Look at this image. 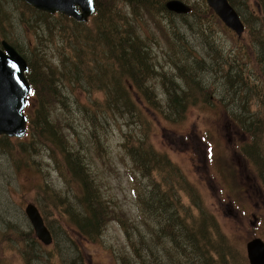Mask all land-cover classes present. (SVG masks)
Here are the masks:
<instances>
[{
    "label": "rangeland",
    "instance_id": "obj_1",
    "mask_svg": "<svg viewBox=\"0 0 264 264\" xmlns=\"http://www.w3.org/2000/svg\"><path fill=\"white\" fill-rule=\"evenodd\" d=\"M157 1L159 7L161 3ZM166 1L163 0L164 3ZM180 1L193 8L195 13H199L200 9L204 11V0ZM232 1L242 21L243 17H249L255 5L259 6L255 0ZM243 1L245 6L242 5ZM96 2L100 7L107 3L106 0H96ZM28 10L18 5L16 0H0V19L4 24L0 25V39L12 46L15 44V47L23 51L25 49L31 53V49H34L35 53L41 52L46 63L51 64L64 75V77L57 76L53 84L50 81L49 89L47 88L50 91L44 92V98L49 103L51 97H54L52 89L58 86L59 99L64 104V107L60 106L61 112L58 109L54 115L50 112L51 120L53 122L56 120L61 125L59 121L62 119L66 126L63 134L70 143L67 147L74 151L81 150L85 157L83 164L88 172L99 178L105 198L112 199L114 204L120 207L118 211H121L128 220L137 218L135 185L137 190L141 191L145 183H140L137 178H135L136 183L133 181L134 176L140 179L139 170L129 155L126 134L121 128L123 127L126 133L130 128L137 137H142L145 133L153 148L166 154L168 159L179 167L186 179L195 186L204 209L217 220L219 228L229 239L233 260L231 264H248L245 253L246 243L255 237L264 240V180L260 177L255 163L247 164L240 149L242 137L237 134L233 127L236 123L231 120L234 115H254L258 112V107L253 102L248 112L243 113L237 97L234 96V99L227 101V97L232 96L223 80L228 65L218 67L211 61L209 50L204 47L205 42L209 40L214 50L216 47L217 55L226 57L233 49H237L238 45L240 46L236 40L234 42L232 38L234 34L226 29L219 19L215 21L213 18L202 17L199 22L196 16L188 15L181 19L160 10L151 11L152 18L143 15L138 33L145 39H151L152 58L157 67L156 76L149 80L147 86L152 90V95L160 101L161 109H166L167 99L173 94L172 88L171 95L166 94L162 84L168 87L170 82L179 87L184 85L172 65L174 58L171 44L173 43L185 44L192 56L194 54L197 60L203 59L201 64L193 67L194 80L200 81L206 87L214 86L209 103L203 104L198 99L200 92H195L196 105L188 107L183 118L174 116L171 112V117L179 118L176 123H167L156 112L149 110L153 124L147 133L144 122L141 127H128L120 113L116 114L117 111H114L111 114L106 109L104 93L95 91V87L89 83L92 73L85 70L86 63L79 65L82 68L76 69L68 65V61L75 63L77 60L76 53H73L75 42L70 40L68 44L62 46L63 40L60 41L57 34L52 39L48 38L43 22H39L42 19L37 15L28 14ZM56 16L60 15H51L52 18ZM21 18L29 21L30 25V20H37L38 26L24 25L20 22ZM171 28L180 30V33L177 31L175 33H178L181 41L176 40ZM203 30L212 34L210 39L206 40L198 35ZM41 33H43L42 37L39 36ZM237 51L234 57L238 62ZM87 53L92 55V60L99 58L100 66L106 64L103 60L106 58H101V54L97 55L96 49L90 48ZM91 65L89 64L88 67ZM94 65L95 62L92 71L98 73L99 70H94ZM249 77L255 80L253 74ZM29 102L27 112L33 124L35 114L33 112L37 109L39 99L35 96ZM147 114L144 112L146 117ZM45 115L47 116L46 111ZM233 120L235 121V118ZM33 125L31 136L33 135L36 141H31L36 148L34 151L30 150L29 160L28 150L19 149L28 142L27 138L17 140L6 135L0 136V139L6 137L3 142L7 141L6 144H0V264H27V258L31 257L28 256L29 254L37 258L31 264H49V257L54 261L57 258V254L55 258L53 254H49L52 252L61 253L63 256H58L67 264H79V257L83 258L85 264H115L108 249L116 253L121 248L125 249L127 245L124 233L116 221L110 222L103 229L100 240L102 247L92 245L86 240L79 239L76 230L74 232L64 223L68 219L61 215L62 208H53L50 205L46 186H51L54 192L62 196H70L68 191L70 187L55 169L56 159L45 144L43 137L45 134L39 131L36 123ZM71 133H74L73 136ZM39 143H42V146ZM30 203L40 210L43 208L46 222L50 225L54 224L52 227L47 225L54 234L53 244L48 248L45 247L44 250L39 247L33 250L30 248L36 245L31 243L36 238L30 236V231L33 235L34 233L24 215V207ZM183 204L188 206L184 197ZM255 204H258V208ZM57 217L60 218L59 221L66 232L60 229L58 231L55 226ZM48 249L50 251H47Z\"/></svg>",
    "mask_w": 264,
    "mask_h": 264
},
{
    "label": "trees",
    "instance_id": "obj_2",
    "mask_svg": "<svg viewBox=\"0 0 264 264\" xmlns=\"http://www.w3.org/2000/svg\"><path fill=\"white\" fill-rule=\"evenodd\" d=\"M16 1L25 10L29 9L28 14L37 15L42 19L39 22H43L48 38L52 39L57 34L60 41L63 40L62 46L68 44L70 40L75 42L73 53H76L77 60L75 63L68 61L69 67L82 68L79 65L86 63V68L83 67L92 73L90 85L95 87V91L104 93V106L111 114L114 111H117L116 114L120 113L126 126L141 127L144 122L145 131L148 133L149 127L153 124L149 110L156 112L167 123H176L179 118L171 117V112L174 116L183 118L187 108L196 105L195 92H200L198 99L203 104L209 103L214 86L206 87L200 81L194 80L193 67L201 64L203 59L197 60L194 54L191 55L186 45L179 42L181 37L178 35L180 33L178 28H171L179 42L178 46L175 43L171 44L174 58L172 65L184 85L179 87L171 84L163 75L170 85L168 87L162 84L165 93L171 95V88L173 90V94L167 99L165 110L161 109L160 101L152 95V90L147 86L149 80L156 76L157 67L152 58L151 39H145L139 35L138 30L142 25L143 15L146 14L152 18L151 11L166 12L163 0H159L161 3L159 7H157V0H106L107 3L101 5L102 8L94 0L95 13L88 20V24L84 25L61 15L52 18L51 15L37 12L20 0ZM245 1L248 2V0ZM245 1L242 2L243 6ZM228 2L236 11L238 10L232 0ZM255 2L259 6L255 5V8H252L248 18L243 17L245 30L242 37L237 38L232 35L234 42L236 40L240 43L237 49H233L230 54L223 57L221 54L217 55L216 47L214 50L209 40L205 42L204 47L209 50L211 61L218 67L228 65L223 80L232 96L227 97V101L234 99V96L237 97L243 113L248 112L253 102L258 107V112L254 115H234L236 117L231 115L235 118V121L232 118L231 122L236 123L233 127L242 137L240 149L243 156L247 163H255L260 177L264 180V0H255ZM237 13L240 16L239 12ZM189 15L196 16L199 22L202 17L218 20L206 4L204 11L200 9L199 13H195L191 8ZM177 17L184 19L183 16ZM20 22L30 25L29 21H24L22 18ZM30 22L31 25L38 26L37 20H30ZM0 25H4L1 19ZM198 35L207 40L212 34L203 30ZM39 36L42 37L43 33ZM15 46L14 44L15 50L28 65L25 78L32 88L28 103L35 96L39 99L37 109L33 112L35 113L33 124L36 123L39 131L45 134L43 136L45 144L56 159L55 169L60 174V178L67 181L70 187L68 189L70 196H62L54 192L51 186H46L50 205L53 208L63 209L61 215L68 219L64 223L74 232L76 230L79 239L101 246L103 229L110 222L116 221L124 233L127 245L125 249L121 248L116 253L108 249L115 264H231L233 260L229 239L219 228L217 220L204 209L195 186L186 179L179 167L172 163L166 154L153 148L145 133L144 136L137 137L130 128L127 133L123 127L121 128L126 134L129 155L139 170L140 179L134 176L133 181L136 183L138 179L140 183H145L141 191H138L135 185L137 218L128 220L121 211H118L120 207L115 205L112 199L105 198L99 178L88 172L84 166L85 157L81 150L74 151L67 147L70 143L63 134L66 126L62 119L59 121L61 125L58 121L51 120L50 112L52 115L57 109L61 112L60 106L64 107V104L59 99L58 86H53L54 89L51 92L54 97H51L49 103L44 98V92L49 89L50 81L53 84L57 76L64 77V75L57 68L46 63L41 52L35 53V50L31 49V54ZM90 48L96 49V54H101V58H106L103 59L106 61L103 67L100 66L99 58L92 60V55L87 53ZM236 50L239 52L238 62L234 57ZM94 62V70H99L98 73L92 71ZM89 64L92 65L88 67ZM67 74L71 75L68 72ZM250 74L255 76V80H251ZM222 101L225 100L222 99ZM25 111L27 117L25 138L28 142L19 149L28 150L29 160V154L35 150L36 145H33L31 141L35 140L33 135L31 136L34 125L31 117L28 116L27 109ZM144 112L148 113L147 117ZM73 134L71 133L72 136ZM5 138L0 139V144L7 143V141L3 142ZM183 197L187 200L188 206L183 204ZM43 210V208L39 209L44 222L46 226L50 225L43 216ZM59 219L57 217L55 226L58 231L60 229L66 232ZM29 233L34 237L31 231ZM31 243H36L35 246L30 247L31 250L35 247L41 250L45 248L37 240ZM49 249L47 251H50ZM49 254H53V258L57 254L55 261L51 257L48 258L49 264H67L60 259L63 256L61 253ZM28 256L31 257L27 258V264L37 259L32 254ZM78 263L85 264L81 257Z\"/></svg>",
    "mask_w": 264,
    "mask_h": 264
},
{
    "label": "water",
    "instance_id": "obj_3",
    "mask_svg": "<svg viewBox=\"0 0 264 264\" xmlns=\"http://www.w3.org/2000/svg\"><path fill=\"white\" fill-rule=\"evenodd\" d=\"M37 11L69 17L76 22L86 23L95 12L93 0H22ZM222 24L241 38L244 25L227 0H204ZM166 11L175 15H188L191 8L180 0H168ZM28 71L25 59L7 42L0 48V135L21 138L26 131L23 110L32 90L25 78ZM24 214L36 239L44 246L52 244V235L45 226L42 216L33 204H27ZM249 264H264V242L254 238L246 243Z\"/></svg>",
    "mask_w": 264,
    "mask_h": 264
},
{
    "label": "flooded vegetation",
    "instance_id": "obj_4",
    "mask_svg": "<svg viewBox=\"0 0 264 264\" xmlns=\"http://www.w3.org/2000/svg\"><path fill=\"white\" fill-rule=\"evenodd\" d=\"M255 207H257L258 208V204H255ZM255 216H253V218H254Z\"/></svg>",
    "mask_w": 264,
    "mask_h": 264
}]
</instances>
